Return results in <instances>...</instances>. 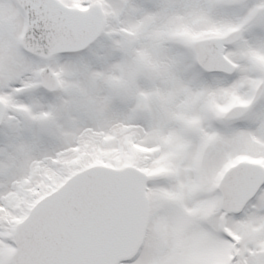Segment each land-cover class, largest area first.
I'll list each match as a JSON object with an SVG mask.
<instances>
[{
    "label": "snow or ice",
    "instance_id": "1",
    "mask_svg": "<svg viewBox=\"0 0 264 264\" xmlns=\"http://www.w3.org/2000/svg\"><path fill=\"white\" fill-rule=\"evenodd\" d=\"M0 264H264V0H0Z\"/></svg>",
    "mask_w": 264,
    "mask_h": 264
}]
</instances>
